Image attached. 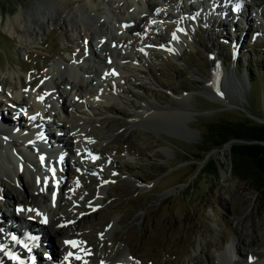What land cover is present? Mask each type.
I'll use <instances>...</instances> for the list:
<instances>
[{
	"label": "rangeland",
	"instance_id": "obj_1",
	"mask_svg": "<svg viewBox=\"0 0 264 264\" xmlns=\"http://www.w3.org/2000/svg\"><path fill=\"white\" fill-rule=\"evenodd\" d=\"M112 4L113 0H105L99 3V9L94 10L95 12L84 10L85 15L95 16L93 21L108 17L110 23L104 27L103 32L111 35L115 33L112 25L118 24L120 17V13L113 10ZM52 5L53 0H0V15L3 19L0 21V78H7L9 75L19 77L21 67L29 68L30 66L28 63H22V65L20 62L24 52L33 58V51L38 47L41 48H39L41 57L34 60L36 68L48 62L50 67L65 66V61L63 62L57 54L60 53V56L64 58L61 53L66 42L63 40V34L55 26L46 27L45 33L40 30L37 34L40 39L36 42L31 38L32 35H26L25 41L29 40V43H33L30 47L28 44L24 47L20 43L24 39L20 40L19 36L25 32L11 37L4 30L7 18L17 14L19 9L34 11L41 6V11L47 10L46 12L52 13ZM75 5L72 8H75ZM241 18L249 21L248 15L243 12ZM222 24L226 25L225 22ZM248 25L239 28L236 33L237 46L236 44L232 46L234 49L236 47L240 49V52L236 55H227L226 47L223 46L218 47L219 56L215 55L218 58L223 57L226 65L225 69L223 63L220 60L217 61L226 71V73L224 71L226 79L218 94L223 96L225 93L221 100L213 96L217 95L216 93L206 90L209 88L207 83L212 70L209 52L213 56L214 53L210 49L212 44L205 40L202 48L206 53H202V48L190 45L191 53L187 55L189 58L187 60L191 64L181 63L178 57L174 59L177 64L164 58L160 59V56L151 57L147 62L148 67L151 68L153 80L148 72L146 78L140 80L143 83L142 89L131 93L132 102L119 106L121 111L119 114L123 112L119 116L120 121L114 120L109 123L112 131L117 129L111 141L114 140L117 143L113 145V150L118 151L117 147L123 149L121 153L118 151L120 153L118 164H128L130 168L124 171L126 175H123L116 184L123 187L116 188L115 185L109 188L106 190L109 200L103 199L105 202L103 210L112 211L111 221L121 222L119 225H114L108 234L109 238L104 244L107 253L119 242L126 246L129 242V252L133 253L137 259L134 262H141V264H207L208 262L209 264H239L240 260L237 256H235V262H228L225 256L218 262L219 252L216 250L223 252L231 243L236 249L239 248L237 252L244 256L248 253V259L254 258V262L243 258L246 264L264 261V194H261L249 181H241L233 175L230 157L231 142L221 148L210 150L204 160L198 163V169L192 172L193 159L202 156L200 150L207 146L203 144V140L210 123L219 120L246 121V119L255 120V118L260 121L259 123L264 122V37L260 36L261 29L256 24H252L249 28ZM223 26L219 30L221 34L227 28ZM32 27L35 28L34 24ZM89 29L92 27L90 26ZM34 30L38 31V28ZM156 32L158 36L159 31L156 30ZM70 36L73 40V35ZM255 39L259 42H255ZM44 41H47L48 49L38 46ZM214 43L217 46L215 41ZM95 44L96 42L92 41V45ZM113 61L119 63L117 57H114ZM76 62L86 67L81 60L73 57L71 64ZM114 67L118 70L115 65ZM178 68L179 71H177ZM249 70L252 76L251 85L248 82ZM147 71L148 68H146ZM43 74H46V71ZM82 74L85 73L81 72ZM157 78L162 82L161 84L153 83L158 80ZM13 81L16 83L15 79ZM148 92L154 94L155 97L150 99L154 100L156 105L178 112L180 117L163 118L151 122L150 126H155L151 130L146 126L138 125L137 122L131 127L129 119L133 117V107H141L140 103L148 99ZM183 98H187L183 103L189 105L186 109H181L180 105L176 104ZM70 99L71 97L65 99L66 106L69 105ZM2 110L4 109L0 105V113ZM0 117L2 121H5L2 113ZM24 119L26 118L21 116L18 120L24 122ZM153 123L155 124L152 125ZM125 124L129 128L121 130L120 126ZM131 132L132 135L129 134ZM122 141L126 142L124 146ZM108 142L107 139L101 148H104L103 146ZM132 148H134L135 161L125 153L127 151L132 153ZM77 157L91 156L79 153ZM207 159L214 160L219 168L218 175L215 177L198 176V170ZM82 173V178L73 175H68V178H79V185L84 184L88 191L87 186L91 184L86 182L93 177L91 176L93 172ZM150 181H154L153 187L147 189L141 186ZM72 183L74 182H71V185ZM168 189L170 190L161 196ZM118 195L119 197L116 198ZM11 196L14 197L12 193ZM92 214L90 213L86 219L81 217V224L86 222ZM107 217L109 219V212L97 215L93 221L85 223V227L91 229L99 220L98 224L105 225L101 222ZM109 223L110 221L107 225ZM119 246L125 250L124 246L120 244Z\"/></svg>",
	"mask_w": 264,
	"mask_h": 264
},
{
	"label": "bare ground",
	"instance_id": "obj_2",
	"mask_svg": "<svg viewBox=\"0 0 264 264\" xmlns=\"http://www.w3.org/2000/svg\"><path fill=\"white\" fill-rule=\"evenodd\" d=\"M98 1L99 0H53L52 13H48L44 11H41V6L35 9L34 11H26L25 9L21 8L12 17L7 18L4 25V30L6 31L7 35L14 36L21 34L25 32L23 35L19 36V39H24V41H20L22 46L25 47L26 44L28 46H32V42L29 43L28 41H25L26 35H32L31 38L36 42L40 38L38 37V33H40V30L42 33H45L46 27H49L50 25L58 26V29L62 31L65 35H67L68 32H72L76 35V39H80L84 44L91 43V41L94 39L93 34L89 31V27L91 26L90 23L94 20V17L89 18L87 16H83L84 10L88 9L89 12H93L98 8ZM238 3H242L244 6H250L252 8H262L264 9V0H237ZM72 2V3H71ZM142 8L140 10H145L144 3H146L143 0H140ZM175 6L176 9L181 12L182 22L179 23L178 26V32L175 33L174 37L179 43L182 45H186V42H184L182 39L184 37L187 38L188 31L186 29V22L185 16L186 12L184 9V3L181 2V0H175ZM232 3V1H231ZM75 5V8H72L73 5ZM156 4V3H154ZM171 5H174V3L171 2V0L165 1V6L170 7ZM71 6V8H70ZM100 6V5H99ZM151 7V4H149V8ZM140 8V6H139ZM149 8L147 10H149ZM44 9V8H43ZM156 10L158 13H155L153 15V11ZM51 11V10H50ZM32 12V13H29ZM86 13V12H85ZM168 14L167 11H164L158 4L155 6H152L150 15L143 16L141 13L138 16H142V22H147L148 26L154 27V24L159 19V15H165ZM172 14V13H171ZM92 15V14H91ZM169 16V15H167ZM175 17L172 14V18ZM92 19V20H91ZM2 20L0 15V21ZM98 20V19H97ZM129 19H124L123 23H126V27L132 30L134 33H138L139 31V25L133 26L132 23L135 24V21L130 22L127 21ZM126 21V22H125ZM93 26L95 22L93 21ZM51 23V24H50ZM122 23V24H123ZM32 24H34L35 28H38V31H35L32 27ZM46 25V26H45ZM33 29V30H31ZM85 31L84 34L82 32ZM97 31V30H96ZM33 32L34 35H33ZM97 33V32H96ZM131 33V32H130ZM124 34V33H123ZM40 35V34H39ZM42 35V34H41ZM40 35V36H41ZM131 35V34H130ZM63 36V35H62ZM137 36H140L139 33ZM89 38V39H88ZM141 39V36L139 37ZM29 39V38H28ZM31 39V40H32ZM67 39V38H66ZM30 40V41H31ZM101 41V40H100ZM98 42L101 43L100 45L105 44L107 47V53L112 50H116V48L110 49V43L106 44L105 42ZM23 42L25 44H23ZM118 43H121V47L119 50V56L124 55L122 52H126L125 50L132 51L131 56H123L121 58L123 62V70L122 73H116L114 75H106L104 78H101L100 81L95 83V85L91 84L93 87L88 88L87 84L84 85V82H76L75 83V77L70 75V72L68 68L66 69L67 72L64 70V87L69 86L70 91L67 92L66 89L60 87V84L58 83V77L55 75L51 76V86L52 89L56 91L54 95L49 94V96L45 100L44 104L38 103V100L36 99V96L32 98L31 103L27 105V110L31 111L32 114H36L37 117L34 119H31L29 122H22V120H17L16 126L19 129H27V126L30 124H41L44 123L46 126H49L47 124L46 118H49V114L55 113L58 111H62V115L65 118V121L58 120L57 122L60 123L61 128H63L64 131H67V136L70 141L63 142V145L65 146V143L67 146L70 145V150L73 152L74 157H77L79 153H82L85 156H91L93 157L94 154L98 153V149L102 147L103 143L111 137V129L109 127V123H111V120L113 116L118 115L121 111L118 107V103L125 98L127 101V96L131 94L133 89H141V83L139 82L138 76H140L143 72L142 69H144L143 60L141 59L142 54H149L150 51H141V49L137 48V45H134L132 43V39L129 36L126 37H120L118 40ZM36 44V43H35ZM149 44V43H148ZM27 46V47H28ZM109 46V48H108ZM134 47L132 50L129 49V47ZM171 44L169 43L167 47H170ZM188 46V45H187ZM92 47V45L90 46ZM103 51H106V48L103 47ZM140 54V55H138ZM107 57V56H106ZM105 57V58H106ZM219 63L220 69H218V75L223 79L222 83H224L226 79V71L221 66L220 62H217L215 65L217 66ZM218 65V66H219ZM225 71V73H224ZM12 75H9L7 78H0V81H2V85L6 84L5 81L10 79ZM13 80L12 77L10 82L8 83V87L6 90H2L0 92V99L4 100V103L10 102L12 106L16 107H23L25 104L23 103V99L19 97H12V94L10 93V90L13 88ZM17 80V79H15ZM220 80V81H221ZM95 79H92L88 84L91 82H94ZM18 82V80H17ZM10 85V86H9ZM42 88H39V91ZM72 90V91H71ZM207 91H211L210 88H206ZM214 93V92H212ZM58 95V98L56 96ZM78 95L79 99L77 101H73L68 107L65 106L63 96L66 98L68 96L72 97V100H74V96ZM56 96V97H55ZM50 97H55V101L53 102ZM150 98V97H149ZM140 99V98H139ZM187 98H183L180 101H177L176 104L180 105L181 109H186L189 105L186 102ZM142 107H138L134 109L133 117L131 118V127L134 126V123L137 122L138 125L146 126L149 130L153 129L154 127L150 126L151 122H156L163 118H173V117H180V114L175 111H171L168 109L161 108L160 106L156 105L152 102L151 99L142 102ZM1 114V113H0ZM55 115V114H54ZM23 117V116H22ZM25 118V117H23ZM166 120V119H165ZM153 123L152 125H154ZM9 123L2 121L0 117V126L3 128L8 129ZM19 132H10L7 131L5 134L1 133V135H5L7 139L10 141V138ZM132 135V132L129 133ZM138 134V132H137ZM129 135V136H130ZM62 140V139H58ZM97 144L99 146H97ZM11 146H13V142H11ZM67 167L65 168L64 174L67 173L68 166H69V160H67ZM31 165H33V161L30 162ZM72 165L76 168H89L90 163L84 162L80 160H75L72 162ZM4 173H7L5 169L0 165V192L3 194V196L7 199L9 203H17L21 210L23 211V215L30 219L31 221H38L43 220L45 217L48 219L49 217V226L47 227H41L35 225V228L40 230L43 233V241L46 242H52V254L58 255V253L62 249L65 248L64 241L68 240L70 238H78L81 236V230H82V224L79 216V212L82 211L81 206L76 201V193L74 192L73 188L75 186V183H72L70 188H73L71 191H68L67 196H69L74 202L76 201V204L71 208V206L64 207L63 205H59V201H57V204L55 205V208L50 203V197L49 201L47 196L44 193V187H47V194H51V184L46 185L45 183L39 182L38 184H35L33 181L27 179L26 175L23 171L14 170L13 172H8V177L4 176ZM16 178L22 186V189H19L18 186L14 187L11 179ZM58 179L61 181L60 184V195H64L66 192L65 185H66V179L64 178L63 173L58 174ZM6 182L12 183V188L14 189V193L16 194V199L13 200L12 198H9L7 194V187L5 185ZM40 190L42 191L40 193ZM104 190V189H103ZM102 189L100 188L98 190V193L96 194L94 198V205H97L101 202L102 199ZM91 194H94L92 191ZM59 195V198H60ZM48 201V202H47ZM46 204L44 207L43 205ZM42 214H41V212ZM42 215V216H41ZM108 223V217L107 219H103L101 224ZM1 230V225H0ZM2 235V234H1ZM61 241V242H60ZM53 242H56L53 245ZM231 244V243H230ZM58 245V246H57ZM229 245V244H228ZM227 245V246H228ZM58 247V248H57ZM235 248V247H234ZM78 250H81V246ZM239 250V248L237 249ZM112 252H115L114 255H108L104 257L105 264H123L122 261H128L126 254L124 253L126 250H123V247L118 246L116 249H111ZM239 252V251H238ZM234 254V250L232 247L228 246L225 248L223 253L220 255H230ZM240 253V252H239ZM241 254V253H240ZM115 259V257H118L116 262H108L107 260L111 258ZM73 263V261H72ZM245 260L241 261V264H245ZM263 264V260H259L258 262L254 264Z\"/></svg>",
	"mask_w": 264,
	"mask_h": 264
},
{
	"label": "trees",
	"instance_id": "obj_3",
	"mask_svg": "<svg viewBox=\"0 0 264 264\" xmlns=\"http://www.w3.org/2000/svg\"><path fill=\"white\" fill-rule=\"evenodd\" d=\"M203 142L207 146L200 150L202 156L193 159V173L198 169V163L204 160L210 150L221 148L231 142L230 157L233 175L241 181H249L261 194H264V123L250 119L246 121L219 120L207 126ZM218 169L214 160L207 159L198 170V176L215 177L218 175Z\"/></svg>",
	"mask_w": 264,
	"mask_h": 264
},
{
	"label": "snow or ice",
	"instance_id": "obj_4",
	"mask_svg": "<svg viewBox=\"0 0 264 264\" xmlns=\"http://www.w3.org/2000/svg\"><path fill=\"white\" fill-rule=\"evenodd\" d=\"M113 74H115V73H113ZM45 222H46V220H45ZM65 243H69V244H72L73 246H75V242L74 241H66ZM77 259H79V257H77Z\"/></svg>",
	"mask_w": 264,
	"mask_h": 264
}]
</instances>
